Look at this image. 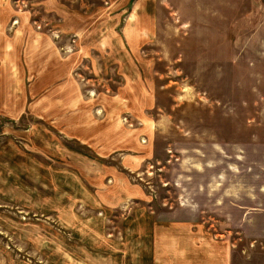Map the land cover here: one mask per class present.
<instances>
[{
	"label": "rangeland",
	"instance_id": "1",
	"mask_svg": "<svg viewBox=\"0 0 264 264\" xmlns=\"http://www.w3.org/2000/svg\"><path fill=\"white\" fill-rule=\"evenodd\" d=\"M222 152L264 177V0H0V264H151L173 217L264 264Z\"/></svg>",
	"mask_w": 264,
	"mask_h": 264
},
{
	"label": "crops",
	"instance_id": "2",
	"mask_svg": "<svg viewBox=\"0 0 264 264\" xmlns=\"http://www.w3.org/2000/svg\"><path fill=\"white\" fill-rule=\"evenodd\" d=\"M234 149L239 148L235 146ZM236 155L241 154L229 153L232 160L227 161L222 152V166L227 161L225 166L230 176L224 178V168L222 174L217 173L216 187L221 189V193L219 190L217 194H221L222 198H231L232 212L241 213L238 219L226 215L228 229L244 232L250 245L259 242L264 245V177H258L251 163H244L245 170L239 168ZM216 211L219 212V208ZM201 222L191 217H173L163 222V227L167 226L166 229L173 232L162 235L160 229L157 234L162 237H155L152 233L148 237L151 264H232L235 239L230 240L224 232L216 231L215 235L210 236V231L204 227L205 223ZM152 227L154 231L155 223H152ZM139 240L145 241L143 238ZM154 247L161 250L156 253Z\"/></svg>",
	"mask_w": 264,
	"mask_h": 264
}]
</instances>
